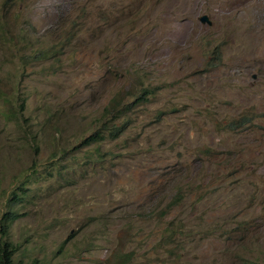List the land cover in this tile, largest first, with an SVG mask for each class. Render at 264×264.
<instances>
[{
    "label": "rangeland",
    "instance_id": "1",
    "mask_svg": "<svg viewBox=\"0 0 264 264\" xmlns=\"http://www.w3.org/2000/svg\"><path fill=\"white\" fill-rule=\"evenodd\" d=\"M1 21L17 264L264 260V0H0Z\"/></svg>",
    "mask_w": 264,
    "mask_h": 264
},
{
    "label": "trees",
    "instance_id": "2",
    "mask_svg": "<svg viewBox=\"0 0 264 264\" xmlns=\"http://www.w3.org/2000/svg\"><path fill=\"white\" fill-rule=\"evenodd\" d=\"M6 25L4 22L1 21V25H0V29L5 31ZM48 54V50H38L37 52H34L31 55V58H43L47 56ZM141 100H145V97H136L133 101V104H140ZM126 124H122L120 126H114L111 131H109L108 135L112 138L115 139L117 138L120 134H122L125 129H126ZM102 136V137H101ZM103 135L97 133V135L95 136H89L88 138L84 139L81 143H80V147L84 146V145H89L93 142H98L100 140H102ZM18 197H15L14 200H17ZM20 215H18L15 212H7L3 215V219L1 221V226H0V230L3 236V240L0 243V264H16L13 260H12V255H13V248H12V244L10 243L9 240L5 239V237H7V233L9 230V227L12 225V223L18 219ZM32 264H36V263H32Z\"/></svg>",
    "mask_w": 264,
    "mask_h": 264
},
{
    "label": "clouds",
    "instance_id": "3",
    "mask_svg": "<svg viewBox=\"0 0 264 264\" xmlns=\"http://www.w3.org/2000/svg\"><path fill=\"white\" fill-rule=\"evenodd\" d=\"M204 16H206V15H204ZM208 17V16H207ZM209 19V18H208ZM211 22V21H210ZM6 25V24H5ZM208 25V24H207ZM5 31H7V27L5 28ZM21 37L23 38V40L24 41H27V37H28V35L26 34V33H23L22 35H21ZM35 41L36 40V38L34 37L33 39H32V41ZM48 50V54H47V56H46V58L47 57H52L53 55H54V53H55V51H53V49H47ZM19 52V54L21 53V55H19V57H22L23 58V60L27 63V62H39V61H41L42 59H44L45 57H43V58H39V59H36V58H31V54H28V55H26V54H24V52H20V51H18ZM139 97V96H138ZM140 97H145V95L144 96H140ZM136 98V97H135ZM134 98V99H135ZM145 99H146V97H145ZM142 102H144L143 100H141V102H140V104H142ZM132 104H133V102H132ZM140 104H135V105H140ZM134 105V104H133ZM109 131H111V130H109ZM109 131H108V133H109ZM97 133H99V134H101L100 132H95V133H93V134H91V135H89V136H95V135H97ZM107 133V134H108ZM101 135H103V138H102V140H104L105 138H106V135L105 134H101ZM88 136V137H89ZM109 136V135H108ZM88 137H86V138H88ZM102 137V136H101ZM85 138V139H86ZM109 138L112 140V138L109 136ZM84 140V139H83ZM82 140V141H83ZM102 140H100V141H98V142H101ZM81 141V142H82ZM80 142V143H81ZM98 142H97V144H98ZM80 143L78 144V146L76 147V149H80V148H82V147H84V146H88V145H84V146H79L80 145ZM94 143V142H93ZM92 144V143H91ZM91 144H89V145H91ZM12 199H13V201H18V199L17 200H14V198L15 197H18V196H16L15 194H13L12 195ZM7 213V212H6ZM18 214V213H17ZM18 215H20V214H18ZM20 218V216L18 217V219ZM17 219V220H18ZM17 220H15L14 222H16ZM13 222V223H14ZM12 223V224H13ZM12 226V225H11ZM11 226L9 227V230H8V233H7V237L9 236V231H10V228H11ZM12 260L15 262V260L12 258ZM16 263V262H15ZM17 264V263H16ZM254 264H264V260L262 261V262H260V263H254Z\"/></svg>",
    "mask_w": 264,
    "mask_h": 264
},
{
    "label": "water",
    "instance_id": "4",
    "mask_svg": "<svg viewBox=\"0 0 264 264\" xmlns=\"http://www.w3.org/2000/svg\"><path fill=\"white\" fill-rule=\"evenodd\" d=\"M200 20H201L202 23H205V24L211 25V22H210V20L208 19L207 16H203V17H201Z\"/></svg>",
    "mask_w": 264,
    "mask_h": 264
},
{
    "label": "bare ground",
    "instance_id": "5",
    "mask_svg": "<svg viewBox=\"0 0 264 264\" xmlns=\"http://www.w3.org/2000/svg\"><path fill=\"white\" fill-rule=\"evenodd\" d=\"M239 1V0H238ZM246 10V9H245Z\"/></svg>",
    "mask_w": 264,
    "mask_h": 264
}]
</instances>
